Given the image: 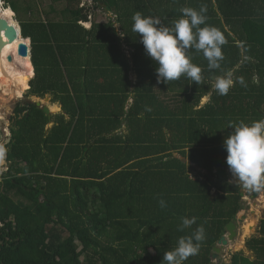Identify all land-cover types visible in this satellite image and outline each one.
<instances>
[{
	"label": "trees",
	"instance_id": "16d2710c",
	"mask_svg": "<svg viewBox=\"0 0 264 264\" xmlns=\"http://www.w3.org/2000/svg\"><path fill=\"white\" fill-rule=\"evenodd\" d=\"M3 1L30 15L20 22L32 43L29 96H50L62 114L50 121L35 102L17 110L0 179V264H161L199 226V252L184 264H212L216 241L242 208L240 186L227 182L228 125L264 119V0H96L92 10L81 0ZM202 6L206 24L226 39L221 67L209 69L191 49L202 83H158L133 15L171 27L182 8ZM95 9L112 17L86 29ZM228 74L233 86L220 95L213 85ZM193 164L205 174L194 176ZM182 217L196 223L179 231ZM248 246L255 259L235 253L230 264H264V237Z\"/></svg>",
	"mask_w": 264,
	"mask_h": 264
},
{
	"label": "clouds",
	"instance_id": "9594fccd",
	"mask_svg": "<svg viewBox=\"0 0 264 264\" xmlns=\"http://www.w3.org/2000/svg\"><path fill=\"white\" fill-rule=\"evenodd\" d=\"M181 12V18L173 21L169 27L163 25L160 19L144 16L137 11L132 17V31L139 35L146 55L156 63L158 83L169 84L185 76L199 85L203 81L202 70L191 62L190 50L202 52L208 61V68L218 69L221 67L220 61L224 59L222 46L226 39L219 29L206 24L205 7L202 6L199 11L185 7ZM233 83L228 74L217 77L213 87L218 94L227 95ZM240 83L244 84L243 79ZM228 127L233 131L225 137L224 148L232 177L248 190H264V119L250 124L230 122ZM4 152L5 149L0 147V157ZM159 206L166 208L167 204L160 199ZM181 221L179 231L196 223L194 217H182ZM203 239L204 228L199 226L191 236L180 237L176 247L163 254L161 264H184L190 256L199 252V242Z\"/></svg>",
	"mask_w": 264,
	"mask_h": 264
},
{
	"label": "rangeland",
	"instance_id": "374dc122",
	"mask_svg": "<svg viewBox=\"0 0 264 264\" xmlns=\"http://www.w3.org/2000/svg\"><path fill=\"white\" fill-rule=\"evenodd\" d=\"M3 1V0H2ZM41 3L44 5L49 4L52 2V0H39ZM80 7L81 8H89L90 10L93 9L94 5V0H81ZM3 6L5 8H8V6L5 2L3 3ZM94 15L90 17V20L96 21V22H108L109 19L112 17L110 13H106L102 9H95ZM30 18V15L25 12V10H21L20 15L15 14V21L20 24V22L23 20L24 22L28 21ZM21 25V24H20ZM83 25V24H82ZM83 26L90 27L88 26L87 23H84ZM126 49L125 55H127L129 59V50ZM1 66V65H0ZM17 66V65H15ZM17 68H19L17 66ZM131 80L133 82H136L137 76L132 73L131 74ZM31 81V80H30ZM29 81V85H30ZM10 88H7L10 92L8 94L7 92H0V129L2 130L3 133V141L1 142V146L4 148L5 147V141L8 139H11V127L13 126L16 115H17V110L19 107L26 106L29 102H42L49 107L52 111H55L54 113L57 114H62V108L61 105H54L53 102L46 101L44 98H35V97H30L28 94V90H26L23 93V98L17 99L15 96H13V93L15 92L16 88L14 85L9 84ZM5 90V91H8ZM13 91V92H12ZM166 95L169 97V99H172L174 103H179L181 101V98L177 95H172L169 93H166ZM12 97V98H11ZM210 100V96H206L205 98L202 99V105L208 103ZM56 106L59 107V110L57 111ZM2 117V118H1ZM6 119V120H5ZM53 124L49 125L48 128H51ZM15 128V127H13ZM1 163H0V179L2 176L8 171L9 164L6 161L5 157V152L3 155V161L2 157H0ZM188 166L191 167L190 162L186 161ZM193 170V175L194 176H199L200 174L203 175L205 174V171L200 169L198 166L195 164ZM227 182L228 183H236L237 185L240 186V192H242L241 199H242V208L237 212L235 216V224H236V235L233 237L232 240L228 242L227 245L223 246L221 251L218 253L216 258L213 256L212 258V264H230L231 262V256L235 253H241L244 256H247L250 260L255 259V252L250 249L248 246V241L252 238H259V237H264V235L261 232L260 229V222L262 219H264V190H261L256 197H251V190H248L243 187V185L237 181L234 180L232 175L227 176ZM214 191V190H213ZM253 224V225H252ZM249 230H247L246 226H249ZM224 233V232H223ZM103 241L106 240V238H102ZM217 243V241H216ZM80 249H82L81 243L78 241ZM117 245V243H115ZM151 253L154 254L155 250L153 248H150ZM121 253V252H120ZM214 253V252H213ZM85 258V255H82V259Z\"/></svg>",
	"mask_w": 264,
	"mask_h": 264
},
{
	"label": "bare ground",
	"instance_id": "6f19581e",
	"mask_svg": "<svg viewBox=\"0 0 264 264\" xmlns=\"http://www.w3.org/2000/svg\"><path fill=\"white\" fill-rule=\"evenodd\" d=\"M0 18L6 19L10 24L16 26V28L20 30L17 23L18 21H15V13L9 7L5 8L2 0H0ZM2 38L5 39L4 33H2ZM22 42L30 46V40L24 38L20 32L19 38L11 44H6L5 49L0 53V92L4 91L10 94L7 88H10L9 84H12L16 88L13 96L17 99L23 98V93L29 89V81L34 77V67L30 57L23 58L19 56L18 48L19 44ZM10 56L12 57L11 61L9 60ZM250 226L251 225L246 226L247 230H249Z\"/></svg>",
	"mask_w": 264,
	"mask_h": 264
},
{
	"label": "water",
	"instance_id": "95a60500",
	"mask_svg": "<svg viewBox=\"0 0 264 264\" xmlns=\"http://www.w3.org/2000/svg\"><path fill=\"white\" fill-rule=\"evenodd\" d=\"M96 1V0H94ZM4 3V2H3ZM19 25V29L16 28V26L10 24L6 19L4 18H0V53L5 49L6 44H11L14 41H16L19 38V34L21 32L22 35V28L21 25ZM2 33H4L5 39L2 38ZM30 40V46L26 45L25 43H20L19 44V48H18V53L19 56L23 57V58H27L30 57L31 62H32V44H31V39ZM9 60H12V57H9ZM33 64V63H32ZM46 101H50V98H47ZM36 106L39 109H42L43 112L46 114V116L49 118V120H52V116H53V112H51L50 108L42 103V102H36ZM3 133L2 130L0 129V147L1 146V142L3 141ZM10 142V139H8L7 141H5V145L8 144ZM240 194L242 195V192H240ZM1 225V223H0ZM236 224L234 221H229L226 225H225V230L224 233L219 237V239L217 240L216 245L213 247V256L216 258V256L218 255V253L221 251V249L223 248V246L227 245L228 242L230 240L233 239V237L236 235Z\"/></svg>",
	"mask_w": 264,
	"mask_h": 264
},
{
	"label": "crops",
	"instance_id": "0c3cea01",
	"mask_svg": "<svg viewBox=\"0 0 264 264\" xmlns=\"http://www.w3.org/2000/svg\"><path fill=\"white\" fill-rule=\"evenodd\" d=\"M92 22H93V20L91 21V22H89L88 23V25L90 26V27H86V26H84L86 29H90L91 28V26H92ZM83 25H84V23H82ZM125 48H127V50H129V56H130V49L127 47V46H125V45H123V49H124V51L126 52V49ZM130 58V57H129ZM132 74V73H131ZM35 75V74H34ZM34 78V77H33ZM32 78V79H33ZM31 79V80H32ZM30 87V86H29ZM47 98H50V101H52V99H51V97L50 96H46L44 99H47ZM49 101V102H50ZM54 105H57L56 103H53ZM59 105V104H58ZM48 106V105H47ZM49 107V106H48ZM49 108H51V107H49ZM62 108V107H61ZM56 109H57V107H56ZM58 111V110H57ZM53 113L55 112V111H52ZM56 113H54L53 115H55Z\"/></svg>",
	"mask_w": 264,
	"mask_h": 264
}]
</instances>
